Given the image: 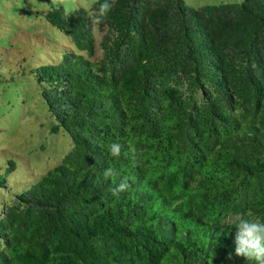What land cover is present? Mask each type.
I'll list each match as a JSON object with an SVG mask.
<instances>
[{"label":"trees","instance_id":"16d2710c","mask_svg":"<svg viewBox=\"0 0 264 264\" xmlns=\"http://www.w3.org/2000/svg\"><path fill=\"white\" fill-rule=\"evenodd\" d=\"M102 2L0 0V85L33 78L69 148L30 178L3 147L0 264H251L234 240L264 223V0H111L97 25ZM37 19L69 41L53 59L9 34Z\"/></svg>","mask_w":264,"mask_h":264},{"label":"rangeland","instance_id":"374dc122","mask_svg":"<svg viewBox=\"0 0 264 264\" xmlns=\"http://www.w3.org/2000/svg\"><path fill=\"white\" fill-rule=\"evenodd\" d=\"M58 1L66 7L76 4V0ZM78 1L81 2V0ZM83 1L86 2V0ZM186 1L194 7H197L201 1L203 2V0ZM7 2L10 3V6L13 5V2ZM9 9L17 13L15 7L13 9L9 7ZM13 23L10 24L13 25ZM17 24L20 29L16 32L11 28L12 31L9 33L11 38L19 31L32 32L41 34L48 39L51 38V46L46 50V58L53 59L56 54H59L52 48L69 43L66 37L46 21L27 20ZM40 60L45 62L42 58ZM42 102L40 87L33 78L26 74L19 72L9 84L0 85V159H2L3 147L13 151L16 157L18 154L24 156L25 159L20 161L19 167L27 168L30 178L33 175L45 173L58 164L62 156L69 150L67 145L59 142L60 135L49 132L53 119L49 116V112L44 110ZM21 178L27 180L25 176Z\"/></svg>","mask_w":264,"mask_h":264},{"label":"clouds","instance_id":"9594fccd","mask_svg":"<svg viewBox=\"0 0 264 264\" xmlns=\"http://www.w3.org/2000/svg\"><path fill=\"white\" fill-rule=\"evenodd\" d=\"M111 8V0H103L102 3H99L94 22L97 25L101 24ZM122 148L123 146L120 143L113 142L109 145L110 155L113 157L126 156L127 153L123 152ZM102 175L105 178H111L117 176L118 172L114 167H108L103 171ZM128 189V182L121 180L111 191L113 195H119ZM235 229L234 255L242 258L245 262H251V264H264V223L259 220L240 218ZM232 256L233 254L229 253L227 258L231 260Z\"/></svg>","mask_w":264,"mask_h":264}]
</instances>
